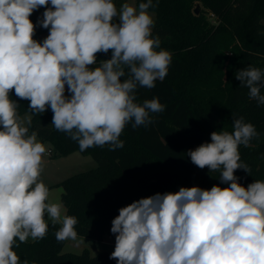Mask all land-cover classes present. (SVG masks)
<instances>
[{
  "label": "clouds",
  "instance_id": "1",
  "mask_svg": "<svg viewBox=\"0 0 264 264\" xmlns=\"http://www.w3.org/2000/svg\"><path fill=\"white\" fill-rule=\"evenodd\" d=\"M156 6L153 0L119 9L113 0H0V264H21L13 251L17 239H43L49 220L61 225L58 242L78 241L77 218L62 214V203L47 202L50 190L39 179L46 146L35 131L29 134L10 93L29 101L32 113L50 109L54 128L81 152L122 149L126 125L147 127L154 122L150 113L165 110L158 97L136 102L138 87L154 88L172 62L153 36L148 10ZM40 8L34 24L30 16ZM37 25L48 29L42 41L34 39ZM109 50L110 59L90 67ZM235 78L264 105V71L249 66ZM253 138H259L255 126L234 118L232 132L213 131L211 142L189 150L192 164L218 172L228 186L180 187L120 208L111 222L109 258L117 264H264V181L244 187L234 175L237 169L250 174L238 148Z\"/></svg>",
  "mask_w": 264,
  "mask_h": 264
},
{
  "label": "trees",
  "instance_id": "2",
  "mask_svg": "<svg viewBox=\"0 0 264 264\" xmlns=\"http://www.w3.org/2000/svg\"><path fill=\"white\" fill-rule=\"evenodd\" d=\"M118 0H113L117 5ZM147 0H136L137 6ZM200 11L196 12V4ZM157 5L153 36H159L160 47L172 53L168 75L155 87H138L137 103L159 98L165 106L161 113H150L153 123L133 129L125 126L120 140L124 147L115 151L109 145L94 146L83 154L91 155L96 168L76 173L59 185L63 187L62 202L66 215L75 216L78 235L102 240L111 233V222L119 209L141 198L157 193L176 192L180 187L213 185L227 187L220 182L218 172L199 169L187 156L189 150L210 141L213 131H233L234 118L243 117L255 126L259 138L238 150L242 169L234 173L239 183L247 187L255 180L264 181V105L250 99L246 87L235 78L239 70L249 66L264 71V0H153ZM45 9L35 11L30 19L36 24ZM48 29L36 27L34 39L42 41ZM159 50V49H158ZM111 58L98 53L97 64ZM124 77L121 78L123 81ZM264 94V88H261ZM65 95H70L66 92ZM10 97L19 104L18 113L29 110V101ZM30 111V110H29ZM53 113H32L29 134L35 131L41 142H51L53 157L80 151L77 142L52 125ZM81 152V151H80ZM60 224L49 223L43 239L28 240L14 247L21 264H117L110 259L112 251L91 255L66 252V240L55 238Z\"/></svg>",
  "mask_w": 264,
  "mask_h": 264
},
{
  "label": "rangeland",
  "instance_id": "3",
  "mask_svg": "<svg viewBox=\"0 0 264 264\" xmlns=\"http://www.w3.org/2000/svg\"><path fill=\"white\" fill-rule=\"evenodd\" d=\"M128 2L134 6H137L136 0H118L116 7L119 9L122 3ZM201 4L197 3L195 10L199 13ZM149 11V10H148ZM153 16V20L155 21V13L149 11ZM22 120L25 121V126H27V122L32 117V112L29 110H25L22 113H18ZM38 140H40L38 136ZM41 141V140H40ZM46 146L47 152L43 156V172L40 176V181H42L50 190L49 200L47 202L52 203H62L61 193L63 191V187L59 185L57 182H61L62 180L76 174L79 172H83L89 169L96 168L98 163L97 161L88 154H83L80 151H77L75 154L78 155L82 159L76 160L72 158L73 156L67 157H52L50 153L51 142L45 141L43 142ZM64 205V204H63ZM64 205V211H65ZM78 235V234H77ZM82 241V242H78ZM78 241L66 240L64 245V251L66 252H74L81 253L84 249H88L91 255L98 254L102 251H112L115 247V236H110L106 234L102 240L93 239L86 236L78 235Z\"/></svg>",
  "mask_w": 264,
  "mask_h": 264
},
{
  "label": "crops",
  "instance_id": "4",
  "mask_svg": "<svg viewBox=\"0 0 264 264\" xmlns=\"http://www.w3.org/2000/svg\"><path fill=\"white\" fill-rule=\"evenodd\" d=\"M77 151H74V152H72V153H70V154H68V155H66V156H61V157H67V156H73L72 158H74V159H76V160H80V159H82L81 157H79L78 155H72V154H75ZM52 157H53V154L51 155ZM61 157H59V158H61ZM83 160V159H82ZM57 183H60V182H57ZM47 187H51V185H48ZM63 192V191H62ZM61 195H62V193H61ZM62 199V198H61ZM62 214H66V208H65V211L62 213ZM45 219L47 220V215L45 216ZM51 221L49 220L48 221V224L50 223ZM28 240H32L31 238H29Z\"/></svg>",
  "mask_w": 264,
  "mask_h": 264
},
{
  "label": "built area",
  "instance_id": "5",
  "mask_svg": "<svg viewBox=\"0 0 264 264\" xmlns=\"http://www.w3.org/2000/svg\"><path fill=\"white\" fill-rule=\"evenodd\" d=\"M50 153H51V155H52V151L50 150Z\"/></svg>",
  "mask_w": 264,
  "mask_h": 264
},
{
  "label": "water",
  "instance_id": "6",
  "mask_svg": "<svg viewBox=\"0 0 264 264\" xmlns=\"http://www.w3.org/2000/svg\"><path fill=\"white\" fill-rule=\"evenodd\" d=\"M197 12V11H196ZM198 13V12H197Z\"/></svg>",
  "mask_w": 264,
  "mask_h": 264
}]
</instances>
